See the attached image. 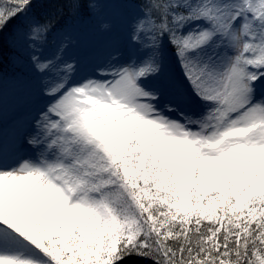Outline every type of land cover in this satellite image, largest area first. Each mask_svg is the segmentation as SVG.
<instances>
[{"label":"snow or ice","instance_id":"1","mask_svg":"<svg viewBox=\"0 0 264 264\" xmlns=\"http://www.w3.org/2000/svg\"><path fill=\"white\" fill-rule=\"evenodd\" d=\"M264 264V0H0V264Z\"/></svg>","mask_w":264,"mask_h":264},{"label":"trees","instance_id":"2","mask_svg":"<svg viewBox=\"0 0 264 264\" xmlns=\"http://www.w3.org/2000/svg\"><path fill=\"white\" fill-rule=\"evenodd\" d=\"M126 264H142V262L135 257H131L126 261Z\"/></svg>","mask_w":264,"mask_h":264}]
</instances>
